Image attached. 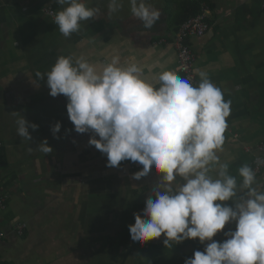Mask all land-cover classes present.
Segmentation results:
<instances>
[{"label": "crops", "instance_id": "0c3cea01", "mask_svg": "<svg viewBox=\"0 0 264 264\" xmlns=\"http://www.w3.org/2000/svg\"><path fill=\"white\" fill-rule=\"evenodd\" d=\"M197 0H145L158 9L152 28L131 13L130 0H81L98 10L96 18L80 22L69 37L59 32L55 14L62 10L56 0H0V194L7 209L0 213V259L10 264H96L98 257L121 252V264L132 256L118 243L130 237L134 213L143 214L145 202L161 180L156 171L132 179L131 161L107 167V157L89 145L91 133L79 134L67 114V98L52 97L46 77L39 88L30 82L37 72L46 73L60 56L85 53L93 62H108L112 55L135 56L144 64L159 62L181 78L174 38L182 23L185 2ZM208 2L211 30L191 46L198 55V71L208 74L230 101V114L221 163L242 182L238 169H253L258 146L264 142V0H201ZM52 9L54 16L47 13ZM185 79V78H184ZM21 116L39 127L29 128L32 139L20 137L16 121ZM61 123L53 136L51 126ZM47 139L53 149L39 150ZM97 139L99 137L97 136ZM214 175V173H213ZM184 183L183 180L180 181ZM264 170L253 187L264 192ZM154 198V197H153ZM233 206V201L223 202ZM27 226L20 237L15 228ZM226 224L213 240L223 242ZM160 238L145 243L151 259L146 264H184L206 241L197 239L165 246ZM121 249V250H120ZM111 264V263H108ZM142 264V263H141Z\"/></svg>", "mask_w": 264, "mask_h": 264}, {"label": "clouds", "instance_id": "9594fccd", "mask_svg": "<svg viewBox=\"0 0 264 264\" xmlns=\"http://www.w3.org/2000/svg\"><path fill=\"white\" fill-rule=\"evenodd\" d=\"M65 6L54 23L65 37L78 32L80 22L96 18L98 10L81 0H56ZM131 13L150 29L160 11L145 0H130ZM118 0H110L116 11ZM158 61L144 64L129 56L112 55L108 62L95 61L85 53L60 56L50 71L30 79L39 88L45 77L49 95L67 98V114L79 134L91 133L94 145L107 157V167L122 161L141 166L132 174L137 181L154 169L161 174L143 210L134 213L129 233L141 245L160 238L165 246L197 239L204 251H195L184 264H264V192L253 184L255 172L248 165L238 169L242 182L229 174V163H221L219 152L225 141L230 101L204 71L193 86ZM20 137L31 140L29 128L38 125L21 116L16 121ZM61 123L51 126L56 138ZM97 136L99 139H97ZM38 148L49 154L47 139ZM214 173V175H213ZM183 180L184 183L180 181ZM154 197V198H153ZM233 201V206L223 202ZM223 242L213 240L226 224Z\"/></svg>", "mask_w": 264, "mask_h": 264}, {"label": "built area", "instance_id": "2783aa9c", "mask_svg": "<svg viewBox=\"0 0 264 264\" xmlns=\"http://www.w3.org/2000/svg\"><path fill=\"white\" fill-rule=\"evenodd\" d=\"M47 13L54 16L52 9L47 10ZM208 14V7H204L201 15L191 18L182 24L174 38L173 44L178 55L180 73L185 79L189 80L193 86L197 84L196 64L198 61V55L194 52L191 42L194 39L204 37L211 30V25L208 22ZM140 168L141 166L137 162L132 163L130 169L133 172H137ZM253 170L255 176L260 175L264 170V142L258 146V156L254 160ZM154 171L155 170L153 169L150 174ZM262 187L264 188V183H262ZM6 209L7 199L4 195L0 194V213L4 212ZM26 229L27 226L25 224H19L15 228V231L20 237H22L24 236ZM5 237L6 234L0 230V241L4 240Z\"/></svg>", "mask_w": 264, "mask_h": 264}, {"label": "trees", "instance_id": "16d2710c", "mask_svg": "<svg viewBox=\"0 0 264 264\" xmlns=\"http://www.w3.org/2000/svg\"><path fill=\"white\" fill-rule=\"evenodd\" d=\"M208 3V2H207ZM206 2L201 1V0H197V1H193V2H185L184 7H183V14H182V23L179 26H182V24H184L186 21H188L191 18L197 17L199 15H201L203 13V6L206 5L208 6ZM178 29V30H179ZM178 32V31H177ZM0 192H1V188H0ZM118 245L126 250L127 254L126 257H130L132 255H136L138 258H143V259H147L150 260L151 256L149 254L148 249L146 248L145 244L141 245L139 243H134L131 240V237H123L122 240L120 241V243H118ZM0 264H10L8 262L5 261H1L0 259Z\"/></svg>", "mask_w": 264, "mask_h": 264}, {"label": "rangeland", "instance_id": "374dc122", "mask_svg": "<svg viewBox=\"0 0 264 264\" xmlns=\"http://www.w3.org/2000/svg\"><path fill=\"white\" fill-rule=\"evenodd\" d=\"M121 250V249H120ZM121 252H115V254L112 253L111 257H107V255H104L103 257H98V259H96V264H121L122 262V258H121ZM129 264H146L148 262L147 259H136L134 256H132L131 258L127 259Z\"/></svg>", "mask_w": 264, "mask_h": 264}]
</instances>
